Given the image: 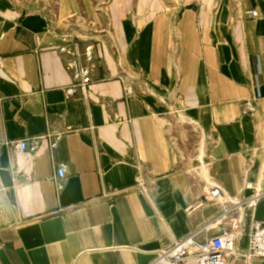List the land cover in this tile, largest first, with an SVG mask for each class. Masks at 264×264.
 I'll use <instances>...</instances> for the list:
<instances>
[{"label":"crops","instance_id":"crops-1","mask_svg":"<svg viewBox=\"0 0 264 264\" xmlns=\"http://www.w3.org/2000/svg\"><path fill=\"white\" fill-rule=\"evenodd\" d=\"M107 5L93 82L68 98L70 39L0 0V264H151L235 221L228 264H264L245 257L264 221V0Z\"/></svg>","mask_w":264,"mask_h":264},{"label":"built area","instance_id":"built-area-1","mask_svg":"<svg viewBox=\"0 0 264 264\" xmlns=\"http://www.w3.org/2000/svg\"><path fill=\"white\" fill-rule=\"evenodd\" d=\"M257 12H252V17ZM60 51L68 56L67 69L71 72L72 83L64 89L68 98L77 97L86 94L89 86L93 82V71L96 66V47L88 44L83 51H79L77 43L73 40L66 41ZM57 141L55 140L51 147L55 148ZM25 148V143L20 146ZM57 180L58 190H63V180L66 175V164H57ZM209 201L221 203L222 191L218 187H214L208 194ZM253 206L254 203H250ZM252 234L249 240L250 254L245 256L250 260H264V221L254 222L252 225ZM237 235L234 229L226 227L222 229L218 235L208 237L204 241H199L194 235H190L184 239L178 240L173 247L166 250L155 252V258L151 264H184L189 260H194L197 264H228V259L233 256L243 257L235 250Z\"/></svg>","mask_w":264,"mask_h":264},{"label":"rangeland","instance_id":"rangeland-1","mask_svg":"<svg viewBox=\"0 0 264 264\" xmlns=\"http://www.w3.org/2000/svg\"><path fill=\"white\" fill-rule=\"evenodd\" d=\"M34 5L45 7V12L54 27L64 32L75 44L85 47L93 44L99 34L107 31L105 19L110 0H30ZM234 232H239L240 221L233 223ZM237 238L239 236L237 235Z\"/></svg>","mask_w":264,"mask_h":264}]
</instances>
